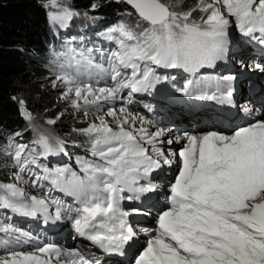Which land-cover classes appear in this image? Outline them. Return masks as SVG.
I'll return each mask as SVG.
<instances>
[{
    "label": "snow or ice",
    "instance_id": "1",
    "mask_svg": "<svg viewBox=\"0 0 264 264\" xmlns=\"http://www.w3.org/2000/svg\"><path fill=\"white\" fill-rule=\"evenodd\" d=\"M113 3L130 5L138 22L133 26L121 19L94 33L115 49L88 48L93 41L87 37L79 40L78 52L68 47L79 57L75 75L56 74L50 82L68 107L47 119L48 125L69 112L73 119L81 113L85 119L95 116L86 127L72 129L86 137L83 145L53 136L35 123L22 96L9 97L35 138L25 142V133L17 131L7 141L12 179L0 182V264H106L87 247L66 250L41 239L15 223L16 217L45 229L68 227L73 239L86 241L105 258H120V264L124 258L127 264H264V96L253 93L260 110L237 108V116L247 113L241 125L182 136L172 135L179 129L130 111L138 94L169 102L182 94L234 105L237 75L200 73L227 62L234 46L239 51L255 44L264 57V0H195L187 9L180 8V0H90L84 12L71 0H38L54 37L80 16L100 20L88 12ZM50 6L58 10L49 11ZM94 52L104 63H94ZM251 67L264 72V60ZM177 69L193 78L177 85L168 74ZM82 70L105 82H85ZM81 147L83 156L75 151ZM50 155L74 157L79 171L70 165L50 169ZM174 163L173 178L160 180L159 173ZM56 190L73 202L53 196ZM161 197L164 207L153 216ZM137 216L152 217L155 226L137 229ZM140 233L145 242L137 247ZM25 245L30 250H23Z\"/></svg>",
    "mask_w": 264,
    "mask_h": 264
},
{
    "label": "trees",
    "instance_id": "2",
    "mask_svg": "<svg viewBox=\"0 0 264 264\" xmlns=\"http://www.w3.org/2000/svg\"><path fill=\"white\" fill-rule=\"evenodd\" d=\"M46 1L39 0L41 3ZM89 2L71 0L74 9L79 11H85ZM45 12L38 6V0H0V143L8 141L10 135L17 131L25 133L22 137L25 142L35 138L34 133L28 130L26 120L18 113L17 105L9 99L21 93L24 78L59 69L61 59L74 60L73 53L56 43L57 37L53 35ZM130 12L126 3H113L99 13L88 12V15H100L102 18L97 21L116 23L122 19L132 25L130 18L133 16L125 15ZM71 24L76 25L74 21Z\"/></svg>",
    "mask_w": 264,
    "mask_h": 264
},
{
    "label": "rangeland",
    "instance_id": "3",
    "mask_svg": "<svg viewBox=\"0 0 264 264\" xmlns=\"http://www.w3.org/2000/svg\"><path fill=\"white\" fill-rule=\"evenodd\" d=\"M194 2L195 0H180V8L187 9L188 7L192 6ZM59 3L60 0H58V4ZM48 10L56 11L58 9L56 6H50ZM130 10H131L130 13L132 14L125 13V15H129L131 17L133 16L132 18H130V20L133 21L131 24L134 26V23L138 22L139 17L131 6H130ZM80 12H84V11H80ZM73 21L76 24L77 22H79V24H88L89 22L88 19H86L84 16H80L74 19ZM235 36H239V35L235 34ZM98 48L115 49V46L107 45L105 43H98ZM76 71L77 70L74 66L72 67L66 66L63 68L62 71L60 69H54L47 71L43 75H39L36 77L26 76L23 80L22 91L18 96H22L26 100L29 109L32 111V114L35 117V123L37 125L41 126L44 130L48 131L57 138L65 139L70 142L75 141L76 143L83 145L84 142L86 141V137L82 135H78L77 133L73 132L72 129H79L82 126L86 127L88 122L95 120V116L93 114L90 113L89 117L85 119L83 114L81 113V114H77L76 119H73V114L69 112L67 115L63 117V119L59 120L54 125H48L46 123L47 119L55 117L58 114V112L63 111L65 110V108L68 107L59 99V90L58 89L54 90L50 87L51 78L56 74H64V73H67L69 76H73L75 75ZM82 72H84V70H82ZM84 77H85V82H87L89 79H91L92 81L100 80L101 86L105 82V78L97 73H92L91 77H89V75L86 72H84L82 78ZM107 83H111V81H107ZM117 107H119V105H117ZM249 107H251V109H258V110L262 108V106H258V105H256L253 108L250 104ZM130 111H132L133 113H137V111L133 107H131ZM106 118L109 120V123L111 124L112 118L111 117H106ZM190 123L193 122L191 121ZM0 146H1L0 147V180L4 182H11L12 179L11 175L6 169V166H10V161L7 158V152H6L7 141L1 142ZM75 151L77 152L78 155L81 156L85 155V150L83 147L76 149ZM65 162L69 163L70 165H74L75 158L73 157L71 160H69L68 158L64 157L63 163ZM47 185H50V182H46V190H47ZM28 190L30 192L32 191L31 189ZM54 192H56L57 194H55ZM52 195L57 198H62L66 200L68 203L73 202V199L71 197L64 195L59 190L53 191ZM154 215L155 214H153V216ZM14 222L17 223L22 228L29 229L31 230V232L39 234V232L36 231L35 229V225H39V224L34 220L16 217L14 218ZM152 223H153V218H152ZM39 226L42 227V225ZM40 238L43 239L41 236ZM23 250L28 251L30 249L27 245H25Z\"/></svg>",
    "mask_w": 264,
    "mask_h": 264
},
{
    "label": "bare ground",
    "instance_id": "4",
    "mask_svg": "<svg viewBox=\"0 0 264 264\" xmlns=\"http://www.w3.org/2000/svg\"><path fill=\"white\" fill-rule=\"evenodd\" d=\"M258 70V69H257ZM259 71V70H258ZM252 107H254L255 105L254 104H252L251 105ZM260 108V107H259ZM143 115V114H142ZM146 118H148L146 115H144ZM193 119V118H192ZM199 119L198 120H196L195 121V123H199ZM187 125H192V123H187ZM194 125V124H193ZM173 134V133H172ZM153 214H154V212H153ZM147 219H148V223H151L152 222V217H146ZM141 235H140V243H142V242H145V237L144 236H142V233H140Z\"/></svg>",
    "mask_w": 264,
    "mask_h": 264
}]
</instances>
